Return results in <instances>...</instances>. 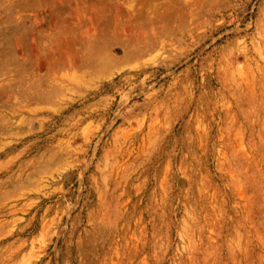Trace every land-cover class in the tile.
I'll return each mask as SVG.
<instances>
[{
  "label": "rangeland",
  "instance_id": "obj_1",
  "mask_svg": "<svg viewBox=\"0 0 264 264\" xmlns=\"http://www.w3.org/2000/svg\"><path fill=\"white\" fill-rule=\"evenodd\" d=\"M0 264H264V0H0Z\"/></svg>",
  "mask_w": 264,
  "mask_h": 264
}]
</instances>
